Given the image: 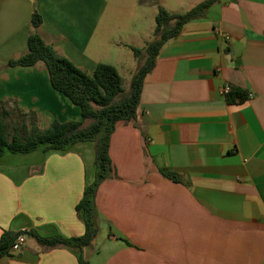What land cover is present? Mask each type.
Wrapping results in <instances>:
<instances>
[{
    "label": "crops",
    "instance_id": "1",
    "mask_svg": "<svg viewBox=\"0 0 264 264\" xmlns=\"http://www.w3.org/2000/svg\"><path fill=\"white\" fill-rule=\"evenodd\" d=\"M202 1L152 0L148 12L156 16L162 6L181 13ZM119 2L0 0V104L35 112L41 130L55 120H82L80 108L52 86L43 62H8L28 50L35 31L89 73L98 63L119 71L124 39L144 38L114 31ZM34 12L42 17L37 28ZM226 84L250 98L228 102L221 93ZM109 152L114 171L98 187L90 244L48 247L26 235L0 264H81L79 256L84 264H264V0H217L204 17L186 23L161 49L136 118L117 123ZM91 167L93 142L6 151L0 237L5 230L82 236L76 206L95 178Z\"/></svg>",
    "mask_w": 264,
    "mask_h": 264
},
{
    "label": "trees",
    "instance_id": "2",
    "mask_svg": "<svg viewBox=\"0 0 264 264\" xmlns=\"http://www.w3.org/2000/svg\"><path fill=\"white\" fill-rule=\"evenodd\" d=\"M217 0H204L191 9L172 13L162 6L158 7L155 17L154 38L143 48L132 46L138 61V68L132 76L130 90L123 87V78L117 68L108 63H98L89 73L78 67L69 58L56 52L37 32L28 37V50L18 58L11 59L8 65L34 66L43 62L47 68L52 86L75 105L82 114V120L67 122L52 121L45 129L37 125L35 112L23 113L13 123V131L7 134V120L13 121L12 110L0 104V158L6 151L28 153L41 147L47 150H66L79 142L95 144V178L88 184L78 205V214L85 223V233L79 237L54 235L43 237L34 231H24L34 236L39 243L48 247L67 245L81 249L89 245L97 232L96 194L99 185L111 177L114 168L110 157V141L119 121L129 122L136 118L144 80L155 65L163 46L180 35L189 21L204 17L207 10ZM42 23V17L34 12L31 20L33 28ZM250 98V93L238 86H231L226 100L230 103L243 102ZM28 121H27V120ZM9 121V122H11ZM7 122V123H6ZM161 173L174 181H181L178 173L169 168H161ZM21 231L5 230L0 237V259L12 254V245ZM81 264L84 260L79 256Z\"/></svg>",
    "mask_w": 264,
    "mask_h": 264
},
{
    "label": "rangeland",
    "instance_id": "3",
    "mask_svg": "<svg viewBox=\"0 0 264 264\" xmlns=\"http://www.w3.org/2000/svg\"><path fill=\"white\" fill-rule=\"evenodd\" d=\"M129 1V2H127ZM121 0L117 6L112 10V16L119 17V21L121 23H115L113 24L114 26V31H118L120 28L124 31L125 34L133 35V34H140V32H143L144 38H126L124 39L125 47L126 49L123 51L125 52L123 54L122 62L119 64V72L120 75L123 78V87L128 92L130 90V84H131V79L133 74L138 68V61L135 57V54L132 50L131 46V41H136L137 45L135 47L143 48L147 42L152 40L154 38L153 31H151L152 27L154 29L155 27V15L150 14L149 8H150V2L152 0ZM155 1V0H154ZM145 3V4H142ZM153 3V2H152ZM191 6H187L186 8L183 9H191ZM146 8V9H145ZM173 9V7H171ZM186 10V11H187ZM115 32V33H116ZM120 44L122 43L121 40H117ZM108 57V55L106 56ZM107 59V58H106ZM12 117L13 121L7 120V129L6 132L7 134H10L11 131H13V123H15V120L20 121L19 125H22L24 120L19 119V112H17V109H12ZM27 120V119H26ZM11 121V122H9ZM28 121V120H27ZM39 127V125H38ZM93 170L95 167H91ZM17 253V250H12V254Z\"/></svg>",
    "mask_w": 264,
    "mask_h": 264
},
{
    "label": "built area",
    "instance_id": "4",
    "mask_svg": "<svg viewBox=\"0 0 264 264\" xmlns=\"http://www.w3.org/2000/svg\"><path fill=\"white\" fill-rule=\"evenodd\" d=\"M225 38L229 39V36L225 35ZM230 88H231V86L229 84H226L225 86H223L221 88L222 95L226 96L227 93H229ZM250 96H251V94H250ZM24 231H26V230H22L21 233L15 239V241L12 245V250H19L25 244L27 236H26Z\"/></svg>",
    "mask_w": 264,
    "mask_h": 264
}]
</instances>
